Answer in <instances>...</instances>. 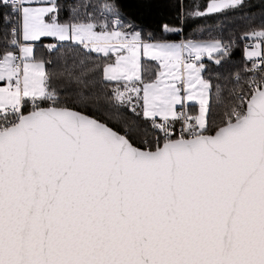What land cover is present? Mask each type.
Here are the masks:
<instances>
[{"label":"snow or ice","instance_id":"6c2138e0","mask_svg":"<svg viewBox=\"0 0 264 264\" xmlns=\"http://www.w3.org/2000/svg\"><path fill=\"white\" fill-rule=\"evenodd\" d=\"M244 5L210 0L190 15ZM93 7L115 15L112 27ZM0 8V264H264V25L242 37L248 75L233 74L224 103L204 61L221 65L231 42H146L119 27L111 3ZM43 38L57 42L49 52L68 42L110 58L111 106L148 127L117 130L85 110L84 94L62 95L36 56ZM145 58L158 69L148 80Z\"/></svg>","mask_w":264,"mask_h":264},{"label":"trees","instance_id":"16d2710c","mask_svg":"<svg viewBox=\"0 0 264 264\" xmlns=\"http://www.w3.org/2000/svg\"><path fill=\"white\" fill-rule=\"evenodd\" d=\"M62 5L71 6L74 2L79 5L81 0H60ZM94 6L102 3L115 4L119 9V26L123 31H139L143 39L148 40H211L222 39L225 43L241 40L244 34L254 28L264 25V0L245 4L242 8L222 11L216 14L195 17L190 13L198 6L204 10L210 0H87ZM8 9L0 8V12ZM92 15L98 22L107 21L112 27L114 14L105 13L93 7ZM81 18L87 19L88 13L81 10ZM68 16L67 8L60 13V19ZM167 26L168 30H165ZM57 43L54 39L43 38L36 43L35 51L39 58L50 61L46 70L53 75L52 85L62 95H74L80 92L87 96L89 106L85 110L89 114L104 113L103 118L110 126L119 130L126 122L148 127V122L141 116L133 114L126 107L113 108L111 95L115 87L113 82H107L102 76V66L111 62L110 58L101 54L88 53L82 47L68 42L59 45L58 50L49 52L47 45ZM243 45L231 48V54L224 58L221 65H215L205 59L207 71L205 77L213 84L219 83L224 89L223 102L231 100L228 89L235 86L233 74L243 72L247 62L244 58ZM66 62V63H65ZM82 62V63H81ZM143 74L146 80L151 79L157 69L156 62L142 60ZM79 75L80 81L73 79ZM188 110L195 113L196 104H189ZM221 101L213 94L211 99V115L215 118L221 112ZM139 111V109H138ZM150 131V130H149Z\"/></svg>","mask_w":264,"mask_h":264},{"label":"rangeland","instance_id":"374dc122","mask_svg":"<svg viewBox=\"0 0 264 264\" xmlns=\"http://www.w3.org/2000/svg\"><path fill=\"white\" fill-rule=\"evenodd\" d=\"M254 2H258V0H245V4H250V3H254ZM143 39V38H142ZM145 40L146 42H168V43H180L181 41L180 40H155V41H150L148 39H143ZM185 42L188 41V40H184ZM194 41H207V40H194ZM40 42V41H39ZM36 53V51H35ZM37 56V54H36ZM38 57V56H37ZM39 58V57H38ZM146 59V58H145ZM191 103H195V102H190L189 104ZM188 104V106H189ZM196 104V103H195Z\"/></svg>","mask_w":264,"mask_h":264},{"label":"built area","instance_id":"2783aa9c","mask_svg":"<svg viewBox=\"0 0 264 264\" xmlns=\"http://www.w3.org/2000/svg\"><path fill=\"white\" fill-rule=\"evenodd\" d=\"M231 43H232L233 47H237L239 44H241V45H243V48L245 49V46H246V41L245 40H243V41H241V40H233Z\"/></svg>","mask_w":264,"mask_h":264},{"label":"crops","instance_id":"0c3cea01","mask_svg":"<svg viewBox=\"0 0 264 264\" xmlns=\"http://www.w3.org/2000/svg\"><path fill=\"white\" fill-rule=\"evenodd\" d=\"M51 39H53V38H51ZM150 41H155V40H150ZM180 41H184V39H182V40H180ZM191 104H195V103H191Z\"/></svg>","mask_w":264,"mask_h":264}]
</instances>
